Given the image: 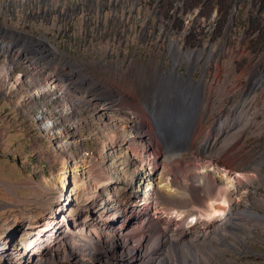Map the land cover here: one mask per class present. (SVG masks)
Wrapping results in <instances>:
<instances>
[{"label":"rangeland","instance_id":"rangeland-1","mask_svg":"<svg viewBox=\"0 0 264 264\" xmlns=\"http://www.w3.org/2000/svg\"><path fill=\"white\" fill-rule=\"evenodd\" d=\"M117 15L112 25L72 27L45 35L88 61L135 57L148 63L153 52L162 54L167 68L172 65V39L186 50L205 49L204 57L214 52L207 76L210 84L224 90L217 104L231 105V140L226 145L228 153H235L223 162L233 166L239 157L246 165L243 173H237L238 179H248L250 172L247 182L258 192L250 209L254 215L259 212L261 221L245 223L238 237L221 240L214 254L205 255V264H264V0H135ZM100 29L110 30L95 36ZM204 57L193 74L196 81L203 74ZM68 61L67 71L79 66ZM178 70L190 76L186 61ZM80 76L97 88L71 78L77 91L73 93L75 101L66 97V104L73 110V119L63 110L61 100L55 102L44 76L46 87L44 81L34 87L35 78L26 75L18 77L21 86L14 93L3 94L0 88V264H79L87 252L106 247L105 240L94 233L107 229L100 220L124 214L121 199L115 202V192L127 195L136 206L151 201L183 202L161 195L163 190L155 178V152L146 156L141 135L124 125L126 116L117 113L108 117L90 100L91 94L102 100L108 89L115 94V88L86 72ZM57 87L59 91L66 88L62 84ZM40 111L45 112V121H61L66 129L46 132L41 124L44 120L38 121ZM241 111L248 120H239ZM54 134L60 135L57 141ZM111 149H117L116 163L109 160ZM173 163L181 170L187 167L186 175L197 174L202 191H209L210 166L202 162L203 168L198 170L183 159ZM145 164L147 178L131 179ZM151 180L158 195L138 196L146 187L155 188Z\"/></svg>","mask_w":264,"mask_h":264},{"label":"built area","instance_id":"built-area-1","mask_svg":"<svg viewBox=\"0 0 264 264\" xmlns=\"http://www.w3.org/2000/svg\"><path fill=\"white\" fill-rule=\"evenodd\" d=\"M134 3L135 0H0L1 93H14L21 86L18 77L39 74L49 81L58 72H65L64 68L67 70L69 59L61 54L65 49L56 44L55 37H47L46 32L72 27H102L105 23L112 25L118 19L119 11H127ZM108 30L100 29L95 36ZM203 163L213 169V175L216 174L215 179L210 177L215 186L220 185V175L225 171L235 178L222 213L210 216L211 201L206 199L197 174L185 175L178 180L179 184L175 183L181 190L191 192L190 199L197 202L161 204L151 201L136 206L128 201L127 195L115 192V202L120 203L121 199L125 207L124 216L115 219L118 245L115 244V249L109 244L104 248L96 247L98 251L87 252L78 263L190 264L193 255L197 264H205L206 256L215 253V246H221V240L225 241L230 235L238 237L245 223L261 221L259 212L254 215L250 209L251 200L258 198L256 188L247 182L250 172L248 179L236 180L238 175L228 171V163ZM198 175L202 176V173ZM151 181L155 188L147 190L146 187L138 196L144 193L151 197L158 195L159 189L155 181ZM100 221L107 224L106 233L109 223ZM122 234L131 236L125 238Z\"/></svg>","mask_w":264,"mask_h":264},{"label":"bare ground","instance_id":"bare-ground-1","mask_svg":"<svg viewBox=\"0 0 264 264\" xmlns=\"http://www.w3.org/2000/svg\"><path fill=\"white\" fill-rule=\"evenodd\" d=\"M65 50L61 51V54L76 62L79 66L70 67L69 71L58 72V75L51 78L52 81H48L47 85L50 86L51 95L53 94L56 97L55 102L61 100L64 105L63 110H67L66 113H68L69 119L75 117L73 110L72 112L69 110V103L66 104V101L68 102L66 97L75 101L73 93L77 91V88L74 87L73 83H70L73 76L79 79H76V81L86 84V78L80 76L81 72H86L100 80L103 79V81L113 86L115 94L110 91L111 89H108L106 94H103L105 96L102 100H97L93 94L89 96L90 100L93 101L95 106L103 110L108 117H112L117 113L126 116L127 122L124 125L132 132L141 135L140 139L145 147L144 153L146 156L150 158L151 151L155 152L153 158L156 159L158 164L155 178L157 186L163 190L161 195L164 198L174 199L176 197L183 202L185 201V203L193 200L190 199L192 198L190 192L181 190L177 185L175 186V183L179 184L178 180L188 173V168L181 170L178 163H173L175 160L183 159L187 164L190 163L191 166L200 170L203 168L202 162L205 160L213 164L223 163L225 157H233L235 154L232 151L228 153L226 145L227 142L230 144L229 141L231 140L228 122L231 105L225 104V102L217 104V100H221L224 90L221 86L215 87L210 84V78L207 76L206 69L214 56L213 51L208 52L204 57L205 49L189 48L186 50L178 40L172 39L169 47L170 53L173 55L172 65L166 68L163 58L160 57L161 53L154 54L150 52L151 57L148 63H145L135 57H124L121 60L116 57L108 60L104 57L101 60L91 59L88 61ZM203 57V74L196 81L192 77ZM184 61L187 62L189 77L178 70ZM31 76L36 80L34 87L38 84V81H44L46 87V80L42 78V75L33 74ZM57 84L66 86V88H63L66 93H63L64 90L59 91ZM87 84L86 86L90 89L97 88L95 84ZM254 84L258 83L254 82ZM57 92L61 96L57 95ZM78 92L80 91L78 90ZM109 105L115 106V109L107 110L106 108ZM44 113L40 111L38 121L44 120L41 124L46 132L53 133L56 129H66L61 121H45ZM241 113L239 120L249 119L244 111H241ZM150 130L152 131L150 132ZM59 137V134H54L56 141ZM153 143L154 147L151 149ZM250 149L256 151L253 147H250ZM117 156V149H111L108 155L109 160L116 163L115 158ZM144 161L149 164L147 159ZM150 163L153 162L150 161ZM146 164L140 168L138 167L133 172L131 179L133 178L135 181L140 176L145 180L148 174ZM244 167L246 165L243 164L241 158L237 157L235 164L227 166V169L240 174L244 172ZM211 170L213 171V169ZM211 176L215 179L216 174H211ZM220 176V185L215 186L209 180V191L205 192L206 199L209 202L211 201L210 216L214 217L222 213L223 208L227 205L229 191L234 184L233 180H235L226 171ZM172 180H174V183H171ZM236 180H239L238 176ZM72 184L75 186L76 183L72 182ZM68 185L70 186V184ZM131 187L133 186L131 185ZM193 202L195 201L193 200ZM122 216H124L123 213L115 217L113 215L102 217L101 220L109 223L107 232L94 231V233L99 234L100 238L105 240L106 244L111 245L114 249L115 244L117 246L119 243L118 238L115 237V219ZM122 235L125 238L130 237V235ZM177 264L179 263L177 262ZM190 264H197V260L193 255L190 257Z\"/></svg>","mask_w":264,"mask_h":264}]
</instances>
